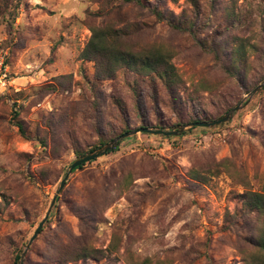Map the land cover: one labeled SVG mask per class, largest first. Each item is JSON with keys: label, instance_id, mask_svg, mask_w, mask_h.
I'll use <instances>...</instances> for the list:
<instances>
[{"label": "rangeland", "instance_id": "374dc122", "mask_svg": "<svg viewBox=\"0 0 264 264\" xmlns=\"http://www.w3.org/2000/svg\"><path fill=\"white\" fill-rule=\"evenodd\" d=\"M263 1L0 0L11 78L0 92V264H18L76 152L236 105L219 126L136 132L72 170L22 264H263L249 240L264 211L242 204L264 197V86L251 94L264 79ZM91 26L126 27L124 47L167 51L178 82L127 68L96 79L82 55Z\"/></svg>", "mask_w": 264, "mask_h": 264}, {"label": "trees", "instance_id": "16d2710c", "mask_svg": "<svg viewBox=\"0 0 264 264\" xmlns=\"http://www.w3.org/2000/svg\"><path fill=\"white\" fill-rule=\"evenodd\" d=\"M262 11L264 13V1ZM154 13L158 20H164V16L159 11L156 10ZM168 22L171 24V21ZM125 28L126 27L116 28L113 26L90 27L91 36L84 47L82 55L94 62L95 78L98 80L113 78L118 70L127 68L141 75L157 77L163 81L167 88L171 90V86L178 82V76L175 67L172 64L171 55L167 51H164L158 47L137 50L124 47L122 45V38L126 32ZM251 47L254 50H257L255 44L251 45ZM241 50V48L238 49L240 54H238L239 57H241ZM214 58L217 60V53H214ZM17 114V112L14 113V118L17 117ZM196 121L208 120L196 118L192 119L191 122ZM16 125L19 132L22 135H25L23 125L20 122H17ZM154 128L163 129L162 126H157ZM110 140H100V143L97 146L91 148L89 153L106 144ZM116 147L106 154L113 152ZM76 154L78 157H80V155L82 156L83 153L76 152ZM85 164L86 163H82L77 166V168H81ZM242 204L248 213H259L264 211V197L258 192H249L245 194ZM249 243L257 248L260 252L259 257L254 258V260H260L259 263L263 262L264 264V232L256 237L251 238ZM80 250L81 253L76 255V258L88 257L91 254V250L87 247L81 248ZM19 258L20 254L17 253L14 257L16 263Z\"/></svg>", "mask_w": 264, "mask_h": 264}, {"label": "water", "instance_id": "95a60500", "mask_svg": "<svg viewBox=\"0 0 264 264\" xmlns=\"http://www.w3.org/2000/svg\"><path fill=\"white\" fill-rule=\"evenodd\" d=\"M264 86V79L263 81H261V83H259L258 85H256L252 90H251V94L255 93L258 89H260L261 87ZM240 105H236L234 107H232L231 109H229L226 113H224L223 115H221L220 117L216 118V119H212V120H208V121H196V122H190L188 124L185 125H181V126H177L171 130H166V129H155V128H150V127H140L137 130H133V131H127L125 133H122L121 135L111 139L109 142H107L106 144L100 146L99 148L95 149L94 151L84 154L78 158H76L70 165L67 173L64 175V177L61 179L59 186L57 187L55 194L53 195L51 202H50V206L47 210V212L45 213L44 217L41 219V221L38 223L37 227L35 228L33 234L31 235L30 239L28 240V242L26 243L25 249L22 251L21 255H20V259L18 261V264H22V261L24 259L25 253L28 249V247L30 246L31 242L36 238L37 234L39 233V231L41 230L44 222L47 219V215L49 214L50 208L52 206V204L54 203L55 198L57 197L58 193L60 192V190L62 189L63 185L65 184L69 174L71 173L72 170H74L75 168H77V166H79L82 163H86L89 161H93L95 159H97L98 157L106 154L109 151H112L119 143V141L123 138H126L136 132H141V133H148V134H153V135H163V136H177L180 135L182 133L183 130H185L188 127H202V128H213L216 126H219L227 121H229L233 115L234 112L240 109Z\"/></svg>", "mask_w": 264, "mask_h": 264}, {"label": "built area", "instance_id": "2783aa9c", "mask_svg": "<svg viewBox=\"0 0 264 264\" xmlns=\"http://www.w3.org/2000/svg\"><path fill=\"white\" fill-rule=\"evenodd\" d=\"M9 70L5 62L3 50L0 48V92L8 89L10 86Z\"/></svg>", "mask_w": 264, "mask_h": 264}]
</instances>
